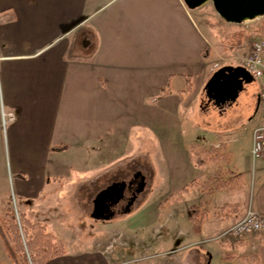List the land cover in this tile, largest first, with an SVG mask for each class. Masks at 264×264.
<instances>
[{
    "label": "crops",
    "instance_id": "obj_1",
    "mask_svg": "<svg viewBox=\"0 0 264 264\" xmlns=\"http://www.w3.org/2000/svg\"><path fill=\"white\" fill-rule=\"evenodd\" d=\"M210 35L184 0H0L1 96L15 113L4 134L13 148L12 167L21 178L19 192L25 200L36 201L25 202L24 212L55 234L44 215L36 212L46 210L57 189L76 194L91 214L97 192L133 175L137 166L130 158L138 153L135 146L156 138L171 160L191 159L194 155L189 157L188 151L196 143L191 136L183 141L184 116L194 130L189 115L206 110L214 130H227L221 126L230 124L240 110L242 92L223 100L207 95V81L224 64L223 57L219 63L212 59L220 54ZM258 93L259 89L255 111ZM254 114L248 124L230 126L231 140L218 142L207 134L208 145L219 148L223 156L199 165L208 166L207 171L183 187L192 190L194 198L187 203V221L168 226L161 242L176 240L177 248H184L177 251L175 262L161 264H214L222 253L218 248L187 245L222 233L243 216L249 203L264 215V160L254 163L251 158L252 131L260 120V113ZM60 145L66 148L52 149ZM121 158L130 162L107 168ZM218 161L234 172L231 177L240 181L238 189L252 180L254 196L243 207L237 201L231 221L216 234L207 220L212 212L225 219L218 200L212 205L223 189L210 193L207 181L214 177L212 168ZM192 207L199 216L198 232L190 219ZM140 212L139 218H134L133 209L120 218H98L100 224L88 229L95 235L92 247L66 251L46 264H116V251L108 252L105 244L110 240L100 227L113 228L112 242L119 236L129 237L125 243L145 242L146 228L156 220L150 221V216L146 221L147 207ZM169 222L166 216L164 223ZM234 245L235 252L252 253L255 264H264V230ZM226 258L224 264H232L233 259Z\"/></svg>",
    "mask_w": 264,
    "mask_h": 264
},
{
    "label": "rangeland",
    "instance_id": "obj_2",
    "mask_svg": "<svg viewBox=\"0 0 264 264\" xmlns=\"http://www.w3.org/2000/svg\"><path fill=\"white\" fill-rule=\"evenodd\" d=\"M194 12L200 18L207 31L211 33L210 37L216 44L218 53L220 54V56L213 55L212 59H217L218 63L221 57H230L234 55V52L237 50L243 51L247 49L255 36H264V15L246 20L240 24L229 23L219 16L211 1L195 8ZM239 31L243 32L241 43H237L233 37V34ZM80 34L81 32H79L78 35L80 36ZM234 65L237 66L238 64L234 63ZM258 89L259 82L256 79L244 84L241 90V97L238 101L240 110L236 112L234 115L235 117L229 119L230 124H224V126H221L225 127L227 130L221 131V129L214 130L212 128V124L210 125L211 119L209 116V110L189 115L192 122L190 126L194 125V130L188 128L189 123L184 116L183 141L185 140V137L187 138L191 136L195 139L194 143H196L194 146H191L192 149L190 148V152L188 151L189 157H191L190 153H193L196 149V145H201L203 147L205 144H209L210 141L206 139L208 133H210L211 137H215L218 142L231 140L229 137L234 135L231 133V130H229L231 125L234 127L244 121L248 124V122L255 116L254 113L259 115L260 108L258 107L255 111V93ZM11 122H8L6 129ZM0 128V221H2L8 209L14 208L17 217H19L18 215L26 210L25 202L30 204L34 201L35 204L36 201L32 197H29V200H25L19 192L18 183L21 178L15 171L14 166L12 167L13 163L11 160H13V148L11 143H9L7 135L4 134V128ZM137 146H135V151L138 153L135 158H130L134 159V163L131 165L133 166L136 164L137 168L135 171L140 170L143 173L146 178V183L142 188L141 194H138L136 202L128 212L131 213L133 209L137 214H135L136 216L134 218H139V215L142 214V212H140L142 206L147 207L146 221L150 219V216V221L156 220L155 224L146 228L145 235L152 237H145V242L125 243L129 237L119 236L114 242H112L111 239L114 238L111 237L115 235L116 232L113 231V228H111L110 225L100 227V233L106 234V241L110 240L109 243L105 244L107 245L106 247L109 248L108 252L112 253L113 251H116L113 252L114 259L112 263L161 264L163 261L175 262L178 252H167L176 250L175 248L178 247L176 246L177 241L175 240L169 244H163L161 242L162 238L166 234V228L171 224L174 225L175 221L177 224L178 222L182 223L187 221V214L189 213L187 203L194 198L193 193H191L192 190H184L183 187L187 182L194 179V177L202 175L203 172L207 171L208 166L199 167V165L195 163L194 157L191 158L192 160L189 158L187 159V157L184 159L179 158V161L175 158L174 160H171L165 155L167 149L163 147L156 138L151 142H147L145 146L144 144H142V147ZM207 147L208 149L214 148L213 150L217 152L219 150V148L211 145H208ZM207 147L203 150H206ZM187 149H189L188 146ZM217 156L220 159L223 154L218 152ZM127 159L128 158H121L119 162L111 164L107 166V168L116 164L124 166L125 164L121 163L130 162L127 161ZM222 161L226 163V160L222 159ZM221 163L223 164V162L218 161L216 165H214L212 168V176L214 177L209 178L207 181L211 186L209 190L210 193L217 188L223 189L220 196L212 201V205H216L215 202L218 200V204L222 206L220 212H223L225 219L220 217L222 213L215 218L214 213L212 212L207 220L208 224L213 225L211 232L218 231L216 234L221 232L219 228L225 227L231 221L230 214L236 209L235 204L237 201H239L243 207L244 201L248 203L250 197L254 196L252 180L248 182L243 190L238 189L237 187H239L240 181L236 179V176L232 178L231 175H233L234 172L228 169L226 164L220 165ZM75 180L81 182L80 179ZM26 181L30 182L29 180ZM45 193H47V190ZM180 196L184 197L180 198ZM82 206H84V201L79 202L76 194L73 192L63 193L60 189H57L55 194L52 195V200L46 203V210L43 212L37 210L36 212L37 214L44 215V218L47 219L45 221L48 222L59 239L64 242L66 251H68L69 254H72L71 252L75 250L80 251L82 247H86L87 245L89 247L93 246L94 243L92 238L95 235L91 234L88 229L90 226L97 224V221L98 224H100L101 221V219H98L93 213L89 214L86 212ZM119 215H117L119 218L123 216L121 214ZM166 216L170 218L168 225L164 223ZM240 216L242 215L240 214L238 218H240ZM218 219H221V221ZM95 227L96 226H94V228ZM102 228H104L105 231ZM205 239L206 238L201 239V242L196 243L195 246L212 244V246L218 248L222 253H217L214 264H224L226 260H229L226 258V255L233 259L232 264H255L256 256L254 254L247 253L244 255L242 251V253L240 251L235 252L236 248L232 247L235 245L231 242H234L235 244L239 242V240L231 241L218 238L205 242ZM193 246L194 245H192V247ZM236 254L238 257L234 256ZM0 264H18L8 256L1 235Z\"/></svg>",
    "mask_w": 264,
    "mask_h": 264
},
{
    "label": "trees",
    "instance_id": "obj_3",
    "mask_svg": "<svg viewBox=\"0 0 264 264\" xmlns=\"http://www.w3.org/2000/svg\"><path fill=\"white\" fill-rule=\"evenodd\" d=\"M243 32L233 34L234 40L241 43ZM191 89L190 83L187 90ZM65 146H53L54 150H64ZM212 149L193 151L197 165H205L216 160L218 152ZM210 155V156H209ZM17 217L14 208H10L0 221V235L4 241L8 256L18 264H46L49 260L66 253L64 243L42 222L33 221L25 212ZM197 210L192 207L190 219L195 232L200 230ZM234 245V242H231Z\"/></svg>",
    "mask_w": 264,
    "mask_h": 264
},
{
    "label": "built area",
    "instance_id": "obj_4",
    "mask_svg": "<svg viewBox=\"0 0 264 264\" xmlns=\"http://www.w3.org/2000/svg\"><path fill=\"white\" fill-rule=\"evenodd\" d=\"M2 57L0 56V62ZM224 64L237 63L244 67L254 79L259 82L258 102L260 108V120L252 131L251 158L254 163L264 160V36H255L249 47L243 51L237 50L234 55L224 57ZM15 119V113L6 108L1 96V68H0V126L6 128L8 122ZM264 230V215L249 203L241 219L236 221L222 233L205 239V242L215 239L239 240L245 236L262 232ZM203 241V240H202ZM201 240L190 243L189 246L196 245ZM184 248V247H182ZM168 251L173 253L179 249Z\"/></svg>",
    "mask_w": 264,
    "mask_h": 264
},
{
    "label": "water",
    "instance_id": "obj_5",
    "mask_svg": "<svg viewBox=\"0 0 264 264\" xmlns=\"http://www.w3.org/2000/svg\"><path fill=\"white\" fill-rule=\"evenodd\" d=\"M208 1L213 3L219 16L229 23L240 24L246 20L264 15V0H184L190 9L198 8ZM252 81L253 76L244 67L225 65L212 74L205 88L209 97L222 100L234 99L242 90L244 84ZM222 90L227 95L222 97L220 93ZM145 183L146 179L143 178L141 186H144ZM138 194V191L133 194L132 201L125 212L130 211L131 205Z\"/></svg>",
    "mask_w": 264,
    "mask_h": 264
},
{
    "label": "flooded vegetation",
    "instance_id": "obj_6",
    "mask_svg": "<svg viewBox=\"0 0 264 264\" xmlns=\"http://www.w3.org/2000/svg\"><path fill=\"white\" fill-rule=\"evenodd\" d=\"M220 93L222 97L227 95L223 90ZM143 178H145L143 173L137 170L129 178H122L121 180L111 182L92 198V213L101 219H111L125 213L132 201L133 194L137 191L140 192L139 195L141 194L143 188L141 182ZM116 182L118 184H115ZM135 202L136 199L132 205Z\"/></svg>",
    "mask_w": 264,
    "mask_h": 264
}]
</instances>
